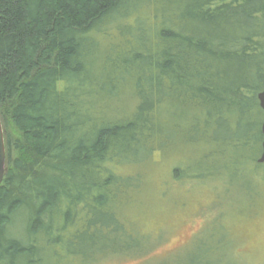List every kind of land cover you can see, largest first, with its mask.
I'll return each instance as SVG.
<instances>
[{"label": "trees", "instance_id": "trees-1", "mask_svg": "<svg viewBox=\"0 0 264 264\" xmlns=\"http://www.w3.org/2000/svg\"><path fill=\"white\" fill-rule=\"evenodd\" d=\"M263 90L264 0H0V264L146 256L126 212L156 200L118 168L156 147L184 146L175 177L228 183L213 208L259 195L238 167L264 171ZM228 213L153 264L239 262Z\"/></svg>", "mask_w": 264, "mask_h": 264}, {"label": "rangeland", "instance_id": "rangeland-1", "mask_svg": "<svg viewBox=\"0 0 264 264\" xmlns=\"http://www.w3.org/2000/svg\"><path fill=\"white\" fill-rule=\"evenodd\" d=\"M183 147H178L177 150H161V147H156L148 161L118 168L131 175L143 174L144 185L151 186L148 192L152 193L156 204L151 207L140 206L146 200V194H137L126 217L138 222L139 233L149 234L152 241L146 256L142 254L141 257L113 259L102 264H153L189 248L193 237L208 227H218L220 224L216 225L214 219L223 212H230L224 224L239 260L231 264H264V171L249 163L245 167H238L252 180L258 179L263 183L260 194L244 192L241 197L234 186L231 197L213 208L212 203L217 199L222 200L231 188L223 180L219 183L204 182L205 180L193 182L187 173L182 179L175 177L172 174L174 166L185 157L182 150H179ZM93 263L94 261H90L84 264ZM62 264L83 263L78 257H69Z\"/></svg>", "mask_w": 264, "mask_h": 264}, {"label": "water", "instance_id": "water-1", "mask_svg": "<svg viewBox=\"0 0 264 264\" xmlns=\"http://www.w3.org/2000/svg\"><path fill=\"white\" fill-rule=\"evenodd\" d=\"M257 99L259 101V105L261 109L264 111V90L258 93ZM261 131L263 135V140L261 145V154L257 160L258 163H264V121L262 123ZM4 172H5V147H4L3 128L0 118V185L3 180Z\"/></svg>", "mask_w": 264, "mask_h": 264}]
</instances>
